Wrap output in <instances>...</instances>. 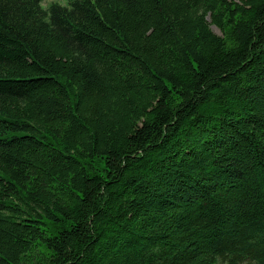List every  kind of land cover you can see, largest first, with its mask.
<instances>
[{"label": "trees", "instance_id": "trees-1", "mask_svg": "<svg viewBox=\"0 0 264 264\" xmlns=\"http://www.w3.org/2000/svg\"><path fill=\"white\" fill-rule=\"evenodd\" d=\"M44 1L0 0V264H264V0Z\"/></svg>", "mask_w": 264, "mask_h": 264}, {"label": "rangeland", "instance_id": "rangeland-1", "mask_svg": "<svg viewBox=\"0 0 264 264\" xmlns=\"http://www.w3.org/2000/svg\"><path fill=\"white\" fill-rule=\"evenodd\" d=\"M52 3H59V4L63 5V6H66L67 5V0H46V1H44L43 6L45 8H47ZM213 30H214V32L216 34H219V35L221 34L220 31L216 27H213Z\"/></svg>", "mask_w": 264, "mask_h": 264}]
</instances>
